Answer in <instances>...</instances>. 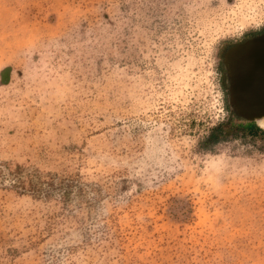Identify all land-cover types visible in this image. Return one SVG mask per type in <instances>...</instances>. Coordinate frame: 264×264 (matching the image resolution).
Here are the masks:
<instances>
[{"label":"rangeland","instance_id":"obj_1","mask_svg":"<svg viewBox=\"0 0 264 264\" xmlns=\"http://www.w3.org/2000/svg\"><path fill=\"white\" fill-rule=\"evenodd\" d=\"M261 31L264 0H0V264H264L220 69Z\"/></svg>","mask_w":264,"mask_h":264},{"label":"water","instance_id":"obj_2","mask_svg":"<svg viewBox=\"0 0 264 264\" xmlns=\"http://www.w3.org/2000/svg\"><path fill=\"white\" fill-rule=\"evenodd\" d=\"M227 105L245 123L264 118V35L229 48L222 56ZM5 71L1 73V76Z\"/></svg>","mask_w":264,"mask_h":264},{"label":"trees","instance_id":"obj_3","mask_svg":"<svg viewBox=\"0 0 264 264\" xmlns=\"http://www.w3.org/2000/svg\"><path fill=\"white\" fill-rule=\"evenodd\" d=\"M233 116L230 114V117H228L227 124L229 125V128H237V130L243 131L247 135L257 136L261 133L260 129H258L253 123H237L234 125L233 122ZM225 131L224 128H222L221 125H217L215 128H213L210 132V135L208 137V140L214 141L216 140L220 135H224Z\"/></svg>","mask_w":264,"mask_h":264},{"label":"flooded vegetation","instance_id":"obj_4","mask_svg":"<svg viewBox=\"0 0 264 264\" xmlns=\"http://www.w3.org/2000/svg\"><path fill=\"white\" fill-rule=\"evenodd\" d=\"M264 35V31H261V32H258V33H255V34H252V35H248L242 39H240L237 43L231 45V46H228L225 48V51L222 52V54L220 55V69H221V72H222V83L224 85V91H225V99L227 100V92H226V89H227V81H226V77H225V70H224V67H223V64H222V56L223 54L231 47L235 46V45H238V44H241L247 40H250V39H253V38H256V37H259V36H263ZM232 115V114H231ZM233 116V115H232Z\"/></svg>","mask_w":264,"mask_h":264},{"label":"bare ground","instance_id":"obj_5","mask_svg":"<svg viewBox=\"0 0 264 264\" xmlns=\"http://www.w3.org/2000/svg\"><path fill=\"white\" fill-rule=\"evenodd\" d=\"M257 123H258L259 127L263 128L264 127V118L259 120V121H257Z\"/></svg>","mask_w":264,"mask_h":264}]
</instances>
